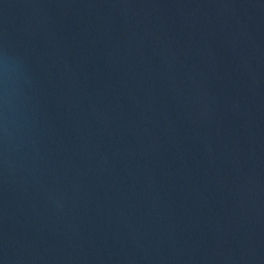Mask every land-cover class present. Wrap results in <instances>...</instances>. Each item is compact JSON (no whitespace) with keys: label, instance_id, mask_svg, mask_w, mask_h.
<instances>
[{"label":"water","instance_id":"1","mask_svg":"<svg viewBox=\"0 0 264 264\" xmlns=\"http://www.w3.org/2000/svg\"><path fill=\"white\" fill-rule=\"evenodd\" d=\"M0 264H264V0H0Z\"/></svg>","mask_w":264,"mask_h":264}]
</instances>
